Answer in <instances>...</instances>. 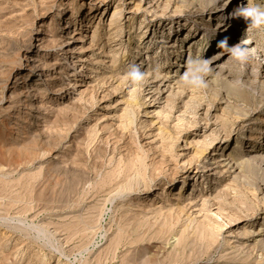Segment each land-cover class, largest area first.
<instances>
[{"label":"rangeland","instance_id":"obj_1","mask_svg":"<svg viewBox=\"0 0 264 264\" xmlns=\"http://www.w3.org/2000/svg\"><path fill=\"white\" fill-rule=\"evenodd\" d=\"M154 1L0 0V264H264V0Z\"/></svg>","mask_w":264,"mask_h":264},{"label":"clouds","instance_id":"obj_2","mask_svg":"<svg viewBox=\"0 0 264 264\" xmlns=\"http://www.w3.org/2000/svg\"><path fill=\"white\" fill-rule=\"evenodd\" d=\"M230 0H211V5L219 6V10L227 6ZM231 15L233 17H243L245 21H249L248 29L260 30L264 29V7L260 4H251L247 6H241L235 9ZM219 48L223 49L224 53H228L234 60L241 63L247 62L252 52L246 44L238 43L235 46H228L227 38L221 40L218 45ZM206 51L202 49L198 56L190 58L185 65V71H183L181 79L183 83L192 88L205 89L208 87V78L212 77L214 68L211 66L213 61L211 59L203 58V53ZM128 79L133 85H140L145 81L146 73L143 72L138 65H132L130 71L127 73Z\"/></svg>","mask_w":264,"mask_h":264},{"label":"bare ground","instance_id":"obj_3","mask_svg":"<svg viewBox=\"0 0 264 264\" xmlns=\"http://www.w3.org/2000/svg\"><path fill=\"white\" fill-rule=\"evenodd\" d=\"M144 0H139V2H143ZM226 1V0H225ZM153 2H155L154 0H150V9H149V12H152V11H154L155 13H158V10H157V7H156V5L153 3ZM223 2V0H220V3H222ZM210 0H207V4L206 5H204V7H205V9H209L210 8ZM228 5V4H227ZM168 6V5H167ZM169 9V8H168ZM203 9V8H202ZM215 9H217V11L215 12V15L217 16V17H219V20H220V17H222V16H220L221 15V13L225 10V7L223 8V9H221V10H219V8L217 7V8H215ZM117 14V13H116ZM116 18H118V19H120L121 20V16L120 17H116ZM118 22H120V21H118ZM241 21L240 20H238V23H236L235 25H233L231 22H229V21H227L225 24H224V21H220L219 22V27L220 28H218V31L219 32H221L222 31V29H224L223 31H225V33L229 30V32L231 33V38L232 39H234V38H236L235 36H236V27H240V26H242L241 25ZM233 26H235V27H233ZM253 33V29H250L249 30V34H252ZM171 34H174V31L171 33ZM169 39H170V36H168V37H164L163 39H161V43H163V46H165V44H170V42H169ZM212 36L210 37V39H207L206 40V43L204 44V45H202V48L204 49L205 47H206V45H208V44H210L211 42H212ZM242 44H246L248 47H250L251 46V44H252V40H250V37L248 38V40L246 41V42H244V43H242ZM201 48V49H202ZM224 55H228V53H225ZM221 58V56H219L217 59H216V61H214L213 63H216V62H218L219 61V59ZM99 64H101V61L99 62ZM149 73V72H148ZM120 74V73H119ZM118 76V75H117ZM169 81V80H168ZM27 92V94H28V91H26ZM30 92V91H29ZM30 102V101H29ZM225 132V131H224ZM231 132V131H230ZM226 133V132H225ZM232 133V132H231ZM225 135H227V134H225ZM226 136H224V138H225ZM263 151H264V148L262 149ZM231 162H232V160L231 161H229V163L227 164V165H229V164H231ZM219 163H220V161H219ZM213 164H218V163H212V164H210V165H205L204 166V168H209L211 165H213ZM223 165V164H222ZM226 165V166H227ZM224 166V165H223ZM222 166V167H223ZM218 168V167H217ZM210 171H216V169H209L207 172H210ZM186 183V182H185ZM207 199V198H206ZM218 210L219 211H221V209L220 208H218ZM210 223V222H209ZM212 223V222H211ZM215 225V224H214ZM207 226H209L208 224H207Z\"/></svg>","mask_w":264,"mask_h":264}]
</instances>
